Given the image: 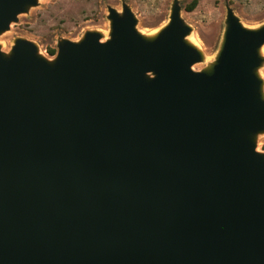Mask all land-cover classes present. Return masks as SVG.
Returning <instances> with one entry per match:
<instances>
[{"label": "water", "instance_id": "obj_1", "mask_svg": "<svg viewBox=\"0 0 264 264\" xmlns=\"http://www.w3.org/2000/svg\"><path fill=\"white\" fill-rule=\"evenodd\" d=\"M37 4L0 0V34ZM108 19L51 58L0 47V264H264V24L228 7L194 70L179 0L152 38Z\"/></svg>", "mask_w": 264, "mask_h": 264}, {"label": "rangeland", "instance_id": "obj_2", "mask_svg": "<svg viewBox=\"0 0 264 264\" xmlns=\"http://www.w3.org/2000/svg\"><path fill=\"white\" fill-rule=\"evenodd\" d=\"M174 0H38L27 12L21 13L9 29L0 34V47L10 51L17 38L33 41L47 58L56 55L58 43L66 38L80 40L88 30H96L105 40L110 34L108 7L122 12L127 3L133 11L140 33L160 31L170 20ZM193 0H179L181 17L191 28L188 39L202 52L203 59L193 65L202 70L213 64L218 56L226 28L227 8L230 7L244 27L257 29L264 24V0H197L192 10L187 5ZM55 51L51 54L50 51ZM263 63L259 68L264 79ZM257 150L264 152V132L257 137Z\"/></svg>", "mask_w": 264, "mask_h": 264}, {"label": "trees", "instance_id": "obj_3", "mask_svg": "<svg viewBox=\"0 0 264 264\" xmlns=\"http://www.w3.org/2000/svg\"><path fill=\"white\" fill-rule=\"evenodd\" d=\"M196 4H197V0H193L191 3H189V4L187 5V9H188V10H192V9L196 6ZM50 53H51V54H54L55 51L51 50Z\"/></svg>", "mask_w": 264, "mask_h": 264}, {"label": "bare ground", "instance_id": "obj_4", "mask_svg": "<svg viewBox=\"0 0 264 264\" xmlns=\"http://www.w3.org/2000/svg\"><path fill=\"white\" fill-rule=\"evenodd\" d=\"M156 34H157V32L155 31V32H150V33L144 34V36H146L148 38H152V37L156 36ZM188 41L191 42V39H188Z\"/></svg>", "mask_w": 264, "mask_h": 264}]
</instances>
